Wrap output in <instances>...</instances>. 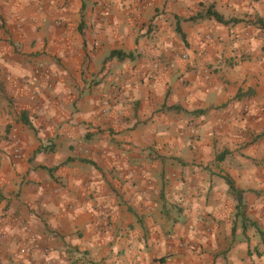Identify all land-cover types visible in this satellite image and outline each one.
I'll use <instances>...</instances> for the list:
<instances>
[{"label":"crops","instance_id":"0c3cea01","mask_svg":"<svg viewBox=\"0 0 264 264\" xmlns=\"http://www.w3.org/2000/svg\"><path fill=\"white\" fill-rule=\"evenodd\" d=\"M0 264H264V0H0Z\"/></svg>","mask_w":264,"mask_h":264},{"label":"trees","instance_id":"16d2710c","mask_svg":"<svg viewBox=\"0 0 264 264\" xmlns=\"http://www.w3.org/2000/svg\"><path fill=\"white\" fill-rule=\"evenodd\" d=\"M201 16H213L217 21H219V22H223V23H227L228 22V20L227 21H225L222 17H221V15H219L217 12H215V11H213V10H211V9H207L206 11H205V13L204 14H201ZM236 21V20H235ZM120 52H117V51H114L113 52V54H116L117 56H119L120 57V54H119ZM231 190H233L234 192H235V194L237 195V197H238V199H239V201H240V198H241V196H240V192L239 191H237V190H235L234 189V187L231 185Z\"/></svg>","mask_w":264,"mask_h":264},{"label":"built area","instance_id":"2783aa9c","mask_svg":"<svg viewBox=\"0 0 264 264\" xmlns=\"http://www.w3.org/2000/svg\"><path fill=\"white\" fill-rule=\"evenodd\" d=\"M208 38V36H207ZM21 152V147L19 145V142L17 140L13 141V148H12V156L16 159ZM21 251L24 252L26 251L25 248H21Z\"/></svg>","mask_w":264,"mask_h":264}]
</instances>
